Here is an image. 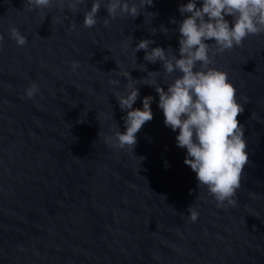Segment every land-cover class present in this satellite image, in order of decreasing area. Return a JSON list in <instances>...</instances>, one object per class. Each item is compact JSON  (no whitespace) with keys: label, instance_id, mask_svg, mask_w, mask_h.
<instances>
[{"label":"water","instance_id":"obj_1","mask_svg":"<svg viewBox=\"0 0 264 264\" xmlns=\"http://www.w3.org/2000/svg\"><path fill=\"white\" fill-rule=\"evenodd\" d=\"M91 2L70 13L62 0L32 11L26 0H0V264H264V34L214 56L244 107L237 119L249 156L236 204L218 207L185 165L179 130L165 126L154 87L136 85L133 108L152 96L153 119L133 152L106 142L126 131L115 98L126 94L123 75L160 71L165 90L177 75L165 77L159 61L134 48L149 39L150 48L178 56L187 15L179 7L188 0H153L135 19L107 27L102 4L97 24L84 28ZM11 27L27 37L23 47L10 39ZM32 83L39 91L28 99Z\"/></svg>","mask_w":264,"mask_h":264},{"label":"clouds","instance_id":"obj_2","mask_svg":"<svg viewBox=\"0 0 264 264\" xmlns=\"http://www.w3.org/2000/svg\"><path fill=\"white\" fill-rule=\"evenodd\" d=\"M198 2L202 6H198ZM81 3L83 0H62L70 13H76ZM52 4L53 0H26L24 8L44 10L50 9ZM102 4L107 12L103 24L107 27L117 17L135 19L141 9L153 4V0H92L90 10L83 16L84 28H93L97 24ZM179 12L187 15L178 26V56L171 48H150L155 41L149 39L140 40L134 48L135 56L143 50L145 61L153 64L159 61L165 77L177 75L166 83V90L157 79L160 71L148 72L147 77L151 79H133L129 72L123 75L128 81L126 94L117 92L115 98L120 109L126 111V131H115L106 142L110 147L133 150L136 134L153 119L152 96L143 98L142 109L133 108L140 96L136 85L154 87L165 126L173 132L179 130L176 144L186 149L184 163L195 173L197 187H206L218 207L225 203L235 205L233 197L241 187L244 168L249 163L244 127L237 119L244 107L237 100V89L230 82L228 73L212 65L217 53L240 47L250 35L264 34V0H188L180 5ZM157 14L149 13L151 17ZM228 16L232 18L231 22L226 19ZM52 22L62 21L60 17H53ZM71 27H76L74 22ZM161 31L167 34L168 29L161 26ZM9 33L10 39L20 47L28 42L16 27H11ZM151 33L155 35L156 29L152 28ZM78 67V61H72V70ZM113 83L118 85L120 82ZM38 91L39 86L32 83L25 89L26 97L32 99ZM188 211L191 221L195 222L198 213L191 206Z\"/></svg>","mask_w":264,"mask_h":264}]
</instances>
